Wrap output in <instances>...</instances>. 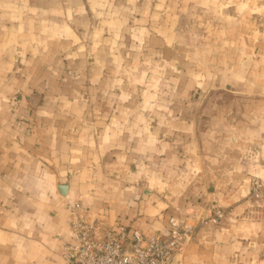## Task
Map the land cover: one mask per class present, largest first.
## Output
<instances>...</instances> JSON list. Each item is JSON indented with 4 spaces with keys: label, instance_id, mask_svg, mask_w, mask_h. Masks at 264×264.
<instances>
[{
    "label": "crops",
    "instance_id": "obj_1",
    "mask_svg": "<svg viewBox=\"0 0 264 264\" xmlns=\"http://www.w3.org/2000/svg\"><path fill=\"white\" fill-rule=\"evenodd\" d=\"M231 3L197 41L201 0H0V264H65L76 202L195 226L172 264H264V0ZM165 64L167 103L144 86Z\"/></svg>",
    "mask_w": 264,
    "mask_h": 264
},
{
    "label": "built area",
    "instance_id": "obj_2",
    "mask_svg": "<svg viewBox=\"0 0 264 264\" xmlns=\"http://www.w3.org/2000/svg\"><path fill=\"white\" fill-rule=\"evenodd\" d=\"M249 199L253 206L264 207V179H253ZM68 209L72 239L63 247L65 264H172L195 232V226L171 217L167 234L148 237L125 225L114 228L93 221L78 202ZM225 217L226 212L216 208L205 222L219 224Z\"/></svg>",
    "mask_w": 264,
    "mask_h": 264
},
{
    "label": "rangeland",
    "instance_id": "obj_3",
    "mask_svg": "<svg viewBox=\"0 0 264 264\" xmlns=\"http://www.w3.org/2000/svg\"><path fill=\"white\" fill-rule=\"evenodd\" d=\"M201 1L203 2V5L199 4L198 7L191 9V11L188 12L187 20L185 21L186 23L185 28L193 30L192 33L198 37L197 41H199L200 39H203L205 36L207 37L208 34H210L211 32L210 26L213 23H217L218 15L221 16L223 12L225 11L224 9L231 7V5L235 2L234 1L233 3H231V0L227 1V3L224 0H217V1L216 0H201ZM71 8H72V11L75 12V9L73 7ZM182 19L184 20L186 18L183 17ZM90 33L92 35L94 34V32H90ZM89 35L85 37L86 42L89 39ZM93 39L95 40L96 38L94 37ZM122 56L124 60L129 59L131 57V51L127 49V51H124L122 53ZM124 67L125 66L122 65V68ZM169 71L177 72V69L173 65L165 64L161 68V71H160L161 74L158 76H155L154 81L152 79L145 81L146 84L144 86L155 88L156 90L155 100L159 102L167 103L169 100H171L170 91L171 90L173 91L175 85L173 84V82H171L170 79H168L167 73ZM152 72L156 73L157 75V72L155 71L154 68L152 69Z\"/></svg>",
    "mask_w": 264,
    "mask_h": 264
}]
</instances>
